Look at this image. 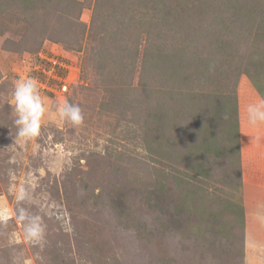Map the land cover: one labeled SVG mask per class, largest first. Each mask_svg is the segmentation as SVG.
Returning <instances> with one entry per match:
<instances>
[{
  "label": "rangeland",
  "instance_id": "obj_1",
  "mask_svg": "<svg viewBox=\"0 0 264 264\" xmlns=\"http://www.w3.org/2000/svg\"><path fill=\"white\" fill-rule=\"evenodd\" d=\"M29 77L47 111L25 141L12 93ZM243 78L264 99V0H0V264H264L245 249Z\"/></svg>",
  "mask_w": 264,
  "mask_h": 264
},
{
  "label": "clouds",
  "instance_id": "obj_2",
  "mask_svg": "<svg viewBox=\"0 0 264 264\" xmlns=\"http://www.w3.org/2000/svg\"><path fill=\"white\" fill-rule=\"evenodd\" d=\"M14 100L16 136L31 141L41 135L43 120L46 114L44 98L35 78L20 79L12 93ZM59 118L73 126L84 123V114L78 104L64 101L57 106ZM247 123L251 126L264 124V99L249 103L246 107ZM257 140L260 137H256ZM29 193L23 183L16 186L15 200L20 202L29 199ZM15 219L23 225V237L34 245L43 247L46 243V225L38 215L29 216L23 207L16 209ZM9 213L0 207V224H7Z\"/></svg>",
  "mask_w": 264,
  "mask_h": 264
},
{
  "label": "crops",
  "instance_id": "obj_3",
  "mask_svg": "<svg viewBox=\"0 0 264 264\" xmlns=\"http://www.w3.org/2000/svg\"><path fill=\"white\" fill-rule=\"evenodd\" d=\"M238 93L243 167L241 196L246 211L245 249H252L255 252L263 251L264 254V124L251 126L246 118L247 105L258 102L262 98L245 78L242 79ZM258 136L259 140L256 139ZM250 258H253L251 254L246 259L247 264Z\"/></svg>",
  "mask_w": 264,
  "mask_h": 264
},
{
  "label": "trees",
  "instance_id": "obj_4",
  "mask_svg": "<svg viewBox=\"0 0 264 264\" xmlns=\"http://www.w3.org/2000/svg\"><path fill=\"white\" fill-rule=\"evenodd\" d=\"M161 46H157V48H160ZM163 50L164 51H166L164 48H161V50H159V51H157L158 53H160V52H162L163 53ZM185 52H187L186 50H185ZM164 57H165V55H163ZM163 57V58H164ZM161 69H162V66H161ZM236 88L237 87H235V93H236ZM235 100H236V96H235ZM236 103V102H235ZM192 136H194L195 137V135L196 134H191ZM191 135H189V136H191ZM193 142H194V140H193ZM195 143V142H194ZM193 143V144H194ZM237 146H238V152H239V155H240V134H239V128H238V126H237ZM192 145V144H191Z\"/></svg>",
  "mask_w": 264,
  "mask_h": 264
},
{
  "label": "built area",
  "instance_id": "obj_5",
  "mask_svg": "<svg viewBox=\"0 0 264 264\" xmlns=\"http://www.w3.org/2000/svg\"><path fill=\"white\" fill-rule=\"evenodd\" d=\"M64 88H66V86H64Z\"/></svg>",
  "mask_w": 264,
  "mask_h": 264
}]
</instances>
